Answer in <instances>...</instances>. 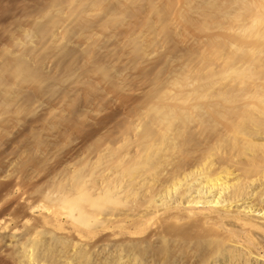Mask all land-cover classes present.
<instances>
[{"label": "bare ground", "instance_id": "1", "mask_svg": "<svg viewBox=\"0 0 264 264\" xmlns=\"http://www.w3.org/2000/svg\"><path fill=\"white\" fill-rule=\"evenodd\" d=\"M220 263L264 264V0H0V264Z\"/></svg>", "mask_w": 264, "mask_h": 264}, {"label": "rangeland", "instance_id": "2", "mask_svg": "<svg viewBox=\"0 0 264 264\" xmlns=\"http://www.w3.org/2000/svg\"><path fill=\"white\" fill-rule=\"evenodd\" d=\"M256 237H258V236H256ZM259 238V237H258ZM221 264V263H220Z\"/></svg>", "mask_w": 264, "mask_h": 264}]
</instances>
